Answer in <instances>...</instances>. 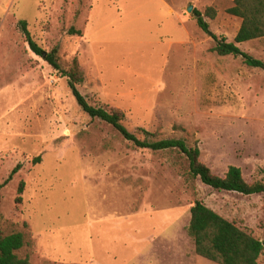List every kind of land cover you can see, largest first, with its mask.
<instances>
[{
	"label": "rangeland",
	"instance_id": "rangeland-1",
	"mask_svg": "<svg viewBox=\"0 0 264 264\" xmlns=\"http://www.w3.org/2000/svg\"><path fill=\"white\" fill-rule=\"evenodd\" d=\"M233 3L0 0V183L20 165L0 190V214L6 234L25 236L20 256L30 264H215L195 253L188 233L196 201L264 241V194L214 191L177 150L137 148L91 119L18 26L26 21L40 48L56 49L63 69L76 58L88 104L121 111L139 138L144 130L150 141L183 140L214 175L235 166L247 184L264 185V68L211 51L213 35L234 42L241 20L225 12ZM237 46L264 64V38Z\"/></svg>",
	"mask_w": 264,
	"mask_h": 264
},
{
	"label": "trees",
	"instance_id": "trees-1",
	"mask_svg": "<svg viewBox=\"0 0 264 264\" xmlns=\"http://www.w3.org/2000/svg\"><path fill=\"white\" fill-rule=\"evenodd\" d=\"M228 15L241 19V26L234 38V42H227L224 38L212 36L215 41L212 52L221 57H239L244 64L251 68H263L264 64L242 52L237 44L264 38V0H234L233 6L226 9ZM198 27L205 33L209 32V25L199 11L193 9ZM211 18L215 16V10H206ZM19 29L25 36L31 51L41 57L59 75L66 78L72 96L80 109L91 119H97L116 130L125 140L131 142L135 147L147 149L153 152L177 150L183 154L188 161L189 174L214 191L238 193L245 196L264 194V185L261 183L247 184L242 177L238 167L230 166L223 177L214 175L211 170L199 160L198 148H191L180 139H162L150 141L146 137L150 134L144 130L140 132L144 138H139L130 132L124 125V114L116 109L94 107L88 104L85 97L79 92L77 86L83 82V73L80 70L78 60L72 61L69 69H63L58 61L57 50L45 52L32 39L26 21L18 23ZM68 34L80 35L79 31L70 28ZM39 159H35L38 162ZM20 170L17 165L7 179L0 183V190ZM24 184L18 187L17 202L23 192ZM8 221L0 214V264H30L29 257L20 256V251L27 246L25 236L20 232L6 234L5 224ZM188 233L193 239L195 253L215 264H258L264 253V241L254 238L247 231L237 227L216 212L208 208L201 201H196L190 209V221Z\"/></svg>",
	"mask_w": 264,
	"mask_h": 264
},
{
	"label": "water",
	"instance_id": "water-1",
	"mask_svg": "<svg viewBox=\"0 0 264 264\" xmlns=\"http://www.w3.org/2000/svg\"><path fill=\"white\" fill-rule=\"evenodd\" d=\"M192 11H193V6L192 5H189L188 8H187V12L188 13H192ZM199 16H201V15H199Z\"/></svg>",
	"mask_w": 264,
	"mask_h": 264
},
{
	"label": "crops",
	"instance_id": "crops-1",
	"mask_svg": "<svg viewBox=\"0 0 264 264\" xmlns=\"http://www.w3.org/2000/svg\"><path fill=\"white\" fill-rule=\"evenodd\" d=\"M241 20V19H240Z\"/></svg>",
	"mask_w": 264,
	"mask_h": 264
}]
</instances>
